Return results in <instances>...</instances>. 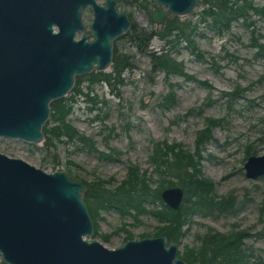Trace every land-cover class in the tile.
<instances>
[{
  "label": "rangeland",
  "instance_id": "1",
  "mask_svg": "<svg viewBox=\"0 0 264 264\" xmlns=\"http://www.w3.org/2000/svg\"><path fill=\"white\" fill-rule=\"evenodd\" d=\"M252 1L264 6V0ZM98 3L103 4L104 0ZM197 3L188 15L174 17L197 25L192 37L196 51L181 48L185 47L184 42L172 51L175 61L182 63L184 73L192 79L180 74L166 77L164 73H151L149 57L136 52L121 36L117 53L131 54L133 68L124 70L123 82L113 86L90 85L87 79L82 80L80 94L75 96L66 117L77 133L92 140L95 151L66 136L53 139L49 150L44 149L43 143L0 137V153L23 159L46 172L63 171L81 183L100 180L109 189L118 185L127 169L134 166L155 189L163 177L151 163L154 145L164 141L180 144L198 160L200 175L211 182L212 193L218 198L231 195L235 204L222 213L190 209L179 236L172 240L177 245V256L198 250L201 237L210 230L227 234L245 230L249 233L242 246L248 255L245 264H264V234H259L264 229V175L247 178L244 169L249 155L264 154V56L257 55L250 43L251 35L264 42V16L251 15L249 27L241 20L233 22L230 32L219 36L199 23L203 5ZM158 7L167 11L166 7ZM116 8L127 14L130 25L131 21L148 29L160 25L148 15V11L157 8L153 0L118 1ZM92 19V10L87 7L82 16L84 29L77 33L78 38L86 35L92 39ZM163 44L153 37L149 48L159 51ZM86 93L88 97L84 96ZM171 94L174 98H170ZM165 95L173 104L160 105ZM208 119L219 120V124L209 127ZM52 125L50 122L47 128ZM98 153L110 156L100 159ZM54 155L57 162L53 161ZM188 200L183 197L182 207H191ZM160 207L159 203L146 205L151 210ZM98 213L97 234L88 240L108 248L121 247L127 240L164 236L157 234L163 223L148 213L121 216L112 209ZM0 264H6L1 255Z\"/></svg>",
  "mask_w": 264,
  "mask_h": 264
},
{
  "label": "water",
  "instance_id": "2",
  "mask_svg": "<svg viewBox=\"0 0 264 264\" xmlns=\"http://www.w3.org/2000/svg\"><path fill=\"white\" fill-rule=\"evenodd\" d=\"M126 1V0H118ZM117 0H0V137L40 144L50 103L66 97L76 76L107 71L114 42L130 27ZM152 22L186 16L197 0H153ZM158 6L166 7L167 11ZM93 13L92 39L82 16ZM247 178L264 175V154L244 163ZM84 183L0 153V255L6 264H187L165 236L108 248L96 240L83 200ZM179 186L164 188V205L178 209Z\"/></svg>",
  "mask_w": 264,
  "mask_h": 264
},
{
  "label": "trees",
  "instance_id": "3",
  "mask_svg": "<svg viewBox=\"0 0 264 264\" xmlns=\"http://www.w3.org/2000/svg\"><path fill=\"white\" fill-rule=\"evenodd\" d=\"M197 2V4L203 5L199 12V23L205 24L219 36L229 33L233 22L241 20L244 25L249 27L252 24L249 20L251 15L264 16V6H257L252 0H197ZM158 26V28L148 29L139 27L131 21L128 31L122 37L136 52L149 57L151 73L155 75L156 73H164L166 77L170 74H180L184 75L186 79H192L184 73L182 63L175 61L172 51H177L182 42L186 45L181 48H191L192 52L196 51L192 39L197 26L196 23L179 21L178 18H174ZM250 32L253 33L254 30L251 29ZM153 37L161 39L164 43L159 51L149 48ZM117 40L114 42L110 71H92L82 76H76L70 95L50 103V120L48 118L42 128L44 134L42 143L45 150L53 148V139L66 136L67 140L76 139L87 146L89 150L95 151L92 140L77 133L73 126L67 123L66 117L71 110L72 103L76 100L75 96L80 94L79 85L82 80L87 79L90 85L105 83L113 86L123 82L121 74L124 70L133 68L131 54L117 53ZM250 43L252 47L256 48L257 55L264 56V42H258L254 35H251ZM198 83L207 85L203 81H198ZM224 94L233 95V93ZM84 96L88 97L89 93ZM170 98H174V95L171 94ZM165 102L173 104L166 95L163 96L160 105L165 106ZM50 122L53 125L47 128ZM207 124L209 127L218 125L219 120L208 119ZM98 154L100 159H108L110 156V154ZM194 158L192 154L184 151L180 144L159 142L154 145L151 163L163 179L159 181L155 189H151L145 175L140 174L137 167L134 166L129 167L125 178L111 189L103 186L100 180L85 182L86 190L83 194V200L93 222L94 231L92 235L97 234L96 219L101 210L112 209L121 216L130 215L131 212L136 214L148 213L163 223L158 227L157 234L173 240L179 236L180 228L186 223L187 212L190 209L216 210L222 213L234 208V198L231 195L218 198L212 193L211 182L200 175L197 166L198 160L196 161ZM53 161L57 162L55 155ZM172 186H179L184 190V196L189 199L190 208L180 205L178 209H172L162 203L161 191ZM192 197L194 200L190 199ZM156 203L160 204V209L146 208V205L155 206ZM259 234L263 235L264 229ZM248 236L249 233L245 230L228 234L210 230L201 237V245L198 250H187L180 258L187 264H245L248 255L242 246L243 240Z\"/></svg>",
  "mask_w": 264,
  "mask_h": 264
},
{
  "label": "bare ground",
  "instance_id": "4",
  "mask_svg": "<svg viewBox=\"0 0 264 264\" xmlns=\"http://www.w3.org/2000/svg\"><path fill=\"white\" fill-rule=\"evenodd\" d=\"M98 1V0H97ZM100 1V0H99ZM78 37H77V35H76V39H77ZM91 218V217H90Z\"/></svg>",
  "mask_w": 264,
  "mask_h": 264
}]
</instances>
